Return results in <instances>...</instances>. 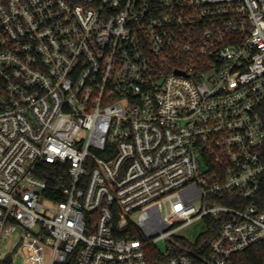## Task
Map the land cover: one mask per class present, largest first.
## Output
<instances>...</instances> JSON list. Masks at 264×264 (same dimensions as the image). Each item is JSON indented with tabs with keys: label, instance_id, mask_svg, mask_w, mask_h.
Masks as SVG:
<instances>
[{
	"label": "built area",
	"instance_id": "1",
	"mask_svg": "<svg viewBox=\"0 0 264 264\" xmlns=\"http://www.w3.org/2000/svg\"><path fill=\"white\" fill-rule=\"evenodd\" d=\"M206 219L208 246L177 235ZM15 235L31 264H238L263 242L264 0H0Z\"/></svg>",
	"mask_w": 264,
	"mask_h": 264
},
{
	"label": "trees",
	"instance_id": "2",
	"mask_svg": "<svg viewBox=\"0 0 264 264\" xmlns=\"http://www.w3.org/2000/svg\"><path fill=\"white\" fill-rule=\"evenodd\" d=\"M207 231L201 236L197 244L204 243L206 246L214 239L218 232V223L213 219H206ZM238 264H264V241L260 242L235 257ZM163 258L158 254H153L149 257L150 264H160ZM65 264H74L73 260L67 261Z\"/></svg>",
	"mask_w": 264,
	"mask_h": 264
},
{
	"label": "rangeland",
	"instance_id": "3",
	"mask_svg": "<svg viewBox=\"0 0 264 264\" xmlns=\"http://www.w3.org/2000/svg\"><path fill=\"white\" fill-rule=\"evenodd\" d=\"M45 205L51 206L49 202H44ZM207 231L206 222L204 220L197 221L181 231L178 232V236L184 238L185 240L189 241L192 244H195L199 241L201 236H203ZM18 236L15 235L13 238H8L0 247V251L4 252L5 254H13V262L10 264H31L26 262V260L20 255L22 251L20 247L17 246ZM164 247V245H162ZM0 264H8L6 262H1Z\"/></svg>",
	"mask_w": 264,
	"mask_h": 264
},
{
	"label": "water",
	"instance_id": "4",
	"mask_svg": "<svg viewBox=\"0 0 264 264\" xmlns=\"http://www.w3.org/2000/svg\"><path fill=\"white\" fill-rule=\"evenodd\" d=\"M6 263L10 264L11 263V256H8L6 259Z\"/></svg>",
	"mask_w": 264,
	"mask_h": 264
}]
</instances>
